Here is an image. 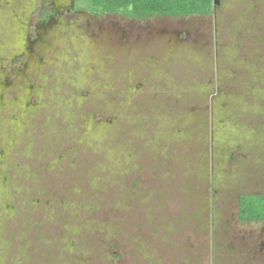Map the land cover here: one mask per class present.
Wrapping results in <instances>:
<instances>
[{
  "label": "rangeland",
  "instance_id": "rangeland-1",
  "mask_svg": "<svg viewBox=\"0 0 264 264\" xmlns=\"http://www.w3.org/2000/svg\"><path fill=\"white\" fill-rule=\"evenodd\" d=\"M213 10L0 0V264H264V0Z\"/></svg>",
  "mask_w": 264,
  "mask_h": 264
},
{
  "label": "trees",
  "instance_id": "trees-1",
  "mask_svg": "<svg viewBox=\"0 0 264 264\" xmlns=\"http://www.w3.org/2000/svg\"><path fill=\"white\" fill-rule=\"evenodd\" d=\"M89 6L101 14H126L148 19L154 16H207L214 11V0H89ZM239 218L243 222H264V196H242Z\"/></svg>",
  "mask_w": 264,
  "mask_h": 264
},
{
  "label": "water",
  "instance_id": "water-1",
  "mask_svg": "<svg viewBox=\"0 0 264 264\" xmlns=\"http://www.w3.org/2000/svg\"><path fill=\"white\" fill-rule=\"evenodd\" d=\"M214 5H220V0H214Z\"/></svg>",
  "mask_w": 264,
  "mask_h": 264
},
{
  "label": "flooded vegetation",
  "instance_id": "flooded-vegetation-1",
  "mask_svg": "<svg viewBox=\"0 0 264 264\" xmlns=\"http://www.w3.org/2000/svg\"><path fill=\"white\" fill-rule=\"evenodd\" d=\"M12 189V188H11ZM4 227H5V225H4ZM4 227H3V229H4ZM25 255H27V254H23V256H24V259H28Z\"/></svg>",
  "mask_w": 264,
  "mask_h": 264
}]
</instances>
